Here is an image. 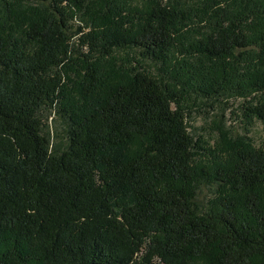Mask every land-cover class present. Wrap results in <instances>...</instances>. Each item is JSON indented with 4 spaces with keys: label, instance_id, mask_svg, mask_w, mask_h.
<instances>
[{
    "label": "trees",
    "instance_id": "obj_1",
    "mask_svg": "<svg viewBox=\"0 0 264 264\" xmlns=\"http://www.w3.org/2000/svg\"><path fill=\"white\" fill-rule=\"evenodd\" d=\"M27 2L43 8L21 16ZM73 9L91 31L73 28ZM0 12V264H264V145L225 139L196 161L187 124L200 102L264 91V0H0ZM54 106L62 151L40 117ZM246 111L264 123V98ZM203 181L219 190L206 214Z\"/></svg>",
    "mask_w": 264,
    "mask_h": 264
},
{
    "label": "rangeland",
    "instance_id": "obj_2",
    "mask_svg": "<svg viewBox=\"0 0 264 264\" xmlns=\"http://www.w3.org/2000/svg\"><path fill=\"white\" fill-rule=\"evenodd\" d=\"M30 8H43L41 4L36 2H27L25 8L20 10V15H29ZM72 26L75 30L82 27L83 32L92 30V23L87 18L85 12H78L73 9ZM1 15V12H0ZM78 37L82 34L77 32ZM75 51L72 54L74 60H81L80 54L86 52L81 47L77 39L74 38ZM123 60L132 61V65L136 66L137 61L142 68L153 76H161L163 65L161 63L152 62L143 59L138 51H123L116 55ZM132 67V66H129ZM82 65H73L72 70H68L64 77L66 87L74 90V84L77 82L78 73L82 71ZM79 71V72H77ZM264 91L253 92L245 96H225L215 97L213 99L200 102L190 112L187 119L188 130L198 142L200 150L197 152L196 161L209 162L215 157L214 151L219 150V145L225 139H242L247 138L256 148L264 145V123L257 118H250L247 115L246 108L249 103L256 105L257 101L263 100ZM43 121V133L50 136L51 148L53 150L62 151L68 144L67 130L68 123L58 112V106L53 108L45 107L40 112ZM219 194L216 184H208L204 181L198 186V195L196 203L201 214H206L212 208V200Z\"/></svg>",
    "mask_w": 264,
    "mask_h": 264
}]
</instances>
